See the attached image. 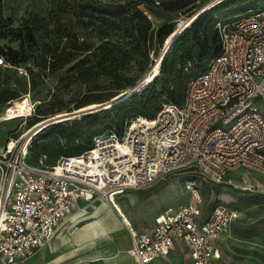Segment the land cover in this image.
<instances>
[{
  "label": "built area",
  "instance_id": "2783aa9c",
  "mask_svg": "<svg viewBox=\"0 0 264 264\" xmlns=\"http://www.w3.org/2000/svg\"><path fill=\"white\" fill-rule=\"evenodd\" d=\"M217 26L221 52L190 79L184 103H163L153 116L133 118L122 134H100L92 148L51 165L46 153L28 161L41 129L30 140L22 133L15 144L0 143V264L34 256L83 199L97 196L115 210V196L146 190L177 171L215 184L237 169L264 175V115L251 106L264 101V7ZM186 187L193 200L158 213L150 230L121 219L137 262L149 264L177 240L186 243L193 264H248L242 256L264 251V231L245 226L256 215L255 202L217 199L204 215L196 179ZM240 205L243 218L236 215ZM234 227L254 230L255 242L235 243Z\"/></svg>",
  "mask_w": 264,
  "mask_h": 264
},
{
  "label": "rangeland",
  "instance_id": "374dc122",
  "mask_svg": "<svg viewBox=\"0 0 264 264\" xmlns=\"http://www.w3.org/2000/svg\"><path fill=\"white\" fill-rule=\"evenodd\" d=\"M101 1L105 3L111 0ZM170 1L172 0H143L141 8L153 22L148 53L132 58L127 67L115 77L100 71L82 79L73 66L90 51L76 54L73 47L75 37L79 40L85 38L91 43L93 53L88 56L89 62L85 64L89 65L99 62L102 57L97 47L107 36V31L80 16L79 0H0V93L15 90L19 94L0 106V141L17 138L42 124L36 144L29 151L28 161L36 162L39 152L45 149L49 153L47 163L54 164L64 153L63 150L84 147L91 135L110 132L111 129L102 118L96 116L106 110L108 100L132 90L150 71L156 69L164 47V44L158 43V28L172 23L177 31L186 18H191L203 6L209 7L218 2L196 0V6L189 10L190 6L166 8L165 4ZM263 7L264 1L253 8ZM231 10V14L222 18V23L232 22L245 13L241 8ZM10 53L15 58V64L6 55ZM169 98L165 100L168 101ZM156 102L151 112L158 109L160 103ZM251 106L264 115V101L261 98L252 101ZM92 107L97 108L89 109ZM145 113L149 112L142 114ZM44 117L47 118L32 125ZM73 122L86 125L84 130L87 131L72 127ZM70 129L74 133L68 135ZM192 179L197 181L204 215L211 210L217 199L220 202L255 199L260 203L256 224L264 227L263 174L237 169L228 173L226 182L214 185L203 181L194 172L177 171L146 190H130L115 196L122 215L119 218L97 196L80 203L74 212H82L76 216L70 215L58 228L56 235L59 231H67L79 219L103 220L108 210L114 213L120 223L125 218L135 230L148 229L156 213L193 200L192 191L186 187L187 181ZM241 205L237 207L240 209L237 210L238 218L247 213L245 206ZM230 237L235 243L255 242L256 233L254 230L234 227ZM179 252L186 255L185 252ZM257 252L259 251H252ZM240 261L264 264V254L245 257Z\"/></svg>",
  "mask_w": 264,
  "mask_h": 264
},
{
  "label": "trees",
  "instance_id": "16d2710c",
  "mask_svg": "<svg viewBox=\"0 0 264 264\" xmlns=\"http://www.w3.org/2000/svg\"><path fill=\"white\" fill-rule=\"evenodd\" d=\"M217 1L216 4H212L201 12L174 39L162 63L159 60L156 69L153 71L154 77L151 80L144 82L137 92L131 93L128 97L113 103L110 107L105 108L106 110L99 116H96V118H102V121L111 129L110 132L122 134L133 118L138 116L151 117L163 103H184L190 79L204 71L209 62L221 52L218 22H222V18L231 14V9L233 8H241L246 11L264 0ZM79 2L80 16L88 18L90 23L107 31V36L103 38L102 43L97 47L102 57L99 58V62L89 65L85 64L89 62L88 56L93 53L92 45L85 38L79 40L75 37L73 47L76 49V54L90 51L86 57L79 59L73 66V69L79 73L80 78L86 79L100 71L115 77L127 67L132 58L148 53L149 41L153 32V22L141 8L143 0H111L105 3L101 0H79ZM195 2L196 0H172L167 2L165 7L171 9L190 6L188 8L190 10L196 6ZM176 29L173 28L172 23L163 24L158 28V43L160 45L164 44L163 50L171 42ZM6 55L15 64V58L11 56V53ZM17 96L19 94L15 90L0 93V106L10 98ZM166 98H169V100L166 101ZM113 99L108 100V102ZM156 101L160 103L158 109L151 112L152 106L155 105L154 102ZM49 111L53 112V110ZM144 112L149 113L142 114ZM45 118L47 117L33 122L32 125ZM73 123L72 127L75 126L83 130L86 128L84 124ZM84 131H87V129ZM72 133H74V130L70 129L68 135ZM98 135H91L84 147L63 150L64 153L60 157L82 154L92 148L94 138ZM38 137L39 135L33 141L30 152ZM42 153L47 154L48 160L49 153L45 149L39 152L38 157ZM211 184L217 185L215 183ZM247 200L241 202L244 203ZM214 202L216 203L217 200H214Z\"/></svg>",
  "mask_w": 264,
  "mask_h": 264
},
{
  "label": "crops",
  "instance_id": "0c3cea01",
  "mask_svg": "<svg viewBox=\"0 0 264 264\" xmlns=\"http://www.w3.org/2000/svg\"><path fill=\"white\" fill-rule=\"evenodd\" d=\"M0 143L3 144L4 142L0 141ZM93 197L81 200L72 209L69 216H76L82 212H74V210L80 203ZM247 201L256 203V215L253 219L247 220L245 226L264 231V227L256 224L260 213V203L255 199H248ZM158 213L153 216L150 228L138 230H150ZM71 225L67 231H59L49 246H44L27 260L13 264H140L130 252L132 244L126 228L122 226L110 210L106 212L103 220L79 219ZM179 251L185 252L186 255ZM260 254H264V251L251 252V254L244 255L242 258L254 257ZM149 264H193V259L186 243L177 240L172 250L154 259Z\"/></svg>",
  "mask_w": 264,
  "mask_h": 264
},
{
  "label": "water",
  "instance_id": "95a60500",
  "mask_svg": "<svg viewBox=\"0 0 264 264\" xmlns=\"http://www.w3.org/2000/svg\"><path fill=\"white\" fill-rule=\"evenodd\" d=\"M208 5L203 6L200 10H198L193 16H191V18L188 20V22H192L201 12L205 11L207 9ZM209 8V7H208ZM184 27L182 26V28L180 30L177 31V33L174 35V37L172 38L171 42L169 43V45L167 46V48H165L161 55L159 56V59L161 60L160 63L162 62L165 54L167 53V51L170 49L172 42L174 41V39L177 37V35L179 34V32H181V30H183ZM158 62V61H157ZM149 76L146 75L139 84H137L132 90L126 91L120 95H118L117 97H115L112 101L108 102L106 105H112L113 103L120 101L126 97H128L131 93L137 92V90L141 87L140 85L144 82V80ZM80 113V112H78Z\"/></svg>",
  "mask_w": 264,
  "mask_h": 264
},
{
  "label": "bare ground",
  "instance_id": "6f19581e",
  "mask_svg": "<svg viewBox=\"0 0 264 264\" xmlns=\"http://www.w3.org/2000/svg\"><path fill=\"white\" fill-rule=\"evenodd\" d=\"M183 23H184V22H183ZM183 23H182V24H183ZM182 24H181V25H182ZM181 25H180V26H181ZM183 25H184V24H183ZM183 25H182V26H183ZM180 26H179V27H180ZM182 26H181L178 30H180V29L182 28ZM178 30H177V31H178ZM177 31H176V33H177ZM176 33H175V34H176ZM170 39H171V38H170ZM169 41H170V40H169ZM169 41H168V42H169ZM168 42H167V44H168ZM167 44H166V45H167ZM166 48H167V47H166ZM157 73H159V72H157ZM148 74H149V76L144 80V82L149 81V80H151V79L154 77L153 70L150 71ZM148 74H147V75H148ZM144 82H143V83H144ZM143 83H142V84H143ZM142 84H141V85H142ZM141 85H140V86H141ZM97 107H100V106H97ZM97 107H92V108H89V109H93V108H97ZM87 110H88V109H87ZM85 111H86V110H85ZM80 112H82V111H80ZM42 128H43V125H42V124H39V125L36 126V128L30 130L28 133H27V132L24 133V134L22 135V136H23V140H24V139H28V140H30V138L33 137V136L35 135V133L38 132V131H39L40 129H42ZM16 139H17V138H13V137H12V144H15V143L17 142ZM112 211H113V209H112ZM113 212H114V211H113ZM114 213L116 214V216H117L118 218H119V216H122L121 213H120V211H119V209H116V208H115V212H114ZM236 215H238V211H236Z\"/></svg>",
  "mask_w": 264,
  "mask_h": 264
}]
</instances>
